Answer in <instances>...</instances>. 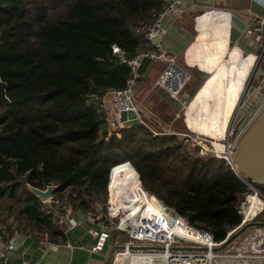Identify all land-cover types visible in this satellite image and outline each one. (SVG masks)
Returning <instances> with one entry per match:
<instances>
[{
  "label": "trees",
  "instance_id": "obj_1",
  "mask_svg": "<svg viewBox=\"0 0 264 264\" xmlns=\"http://www.w3.org/2000/svg\"><path fill=\"white\" fill-rule=\"evenodd\" d=\"M162 3L0 0V196L23 192L19 211L28 221L52 224L25 185L68 187L70 204L87 207L106 197L109 172L125 176L131 166L149 194L215 240L239 222L233 193L246 187L224 159L189 154L175 135L139 122L108 134L89 98L124 86L129 68L111 45L127 53L146 46L131 25L150 20ZM137 175L128 176L140 188Z\"/></svg>",
  "mask_w": 264,
  "mask_h": 264
},
{
  "label": "built area",
  "instance_id": "obj_2",
  "mask_svg": "<svg viewBox=\"0 0 264 264\" xmlns=\"http://www.w3.org/2000/svg\"><path fill=\"white\" fill-rule=\"evenodd\" d=\"M252 1L264 9V0ZM190 4H192L190 0H163L161 8L150 20H137L132 23L131 28L133 31L142 35L150 44L149 47L140 46L132 53H127L121 46L111 45V53L129 68L125 84L122 87H110L101 94H91L89 96L94 101L96 108L103 111V113L107 110L106 103H111L112 117L108 121L111 129L109 133L118 134L117 130L125 126L122 121L118 120V113L121 110L134 113L139 123L144 124L152 134L165 133L154 129L141 119L151 110H146L144 114L140 111L148 107L143 102V98L137 99L135 97L136 80L141 75L148 77L149 70L158 61L161 63V67L157 70L149 88L171 98L178 97L180 91L184 89L190 77V70L185 64L177 60L178 55L172 48L164 49L160 40L152 42L150 37L158 35L160 39L164 34L166 35L168 29L161 26L162 20L170 14L177 15ZM245 13H247V19H244L245 25L241 32L257 42L259 50L257 53L252 54L253 59L258 60L264 51V14L251 9L245 10ZM144 58L148 59V63L143 73L140 74L138 68ZM103 119H105V114ZM232 131L231 127L227 138H222L223 148H216L210 144V147H207L200 140L202 137L198 135L190 137L189 142L192 149L195 145L198 147L196 152L202 156L209 154L224 159L239 181L246 187L245 190L233 193L236 198L235 209L239 216V222L226 228L221 239L215 240L209 229L194 226L180 215L175 216L181 218L182 228L176 230L174 227L176 219L174 215L168 212L166 203L161 200L164 207L139 210L142 208L141 206L136 210L126 209L123 211V215H120L119 212L114 210V207L110 206L107 181V195L102 210L99 213L92 210L93 208L90 205L92 203L96 204L95 201L82 208L86 220L99 225L98 229H90L95 239L89 249L100 251L106 244L112 247L108 264H264V216L262 217V214H264V192L243 175L231 159L230 151L233 152V143H235L239 134V130H236L231 137ZM176 133L188 136L185 132ZM118 165L111 167V169L118 167ZM48 185L54 186L53 184ZM45 187L40 189H45ZM145 192L147 191L145 190ZM243 193H249L255 197L254 202H251L252 205L248 206L247 212H243L238 206L240 196ZM34 194L38 199L39 211L47 214L54 223L61 225L64 229L76 224L77 218L70 209L68 195L61 196L62 194L57 195L55 192H51L41 197L36 193ZM123 206L125 207V205ZM250 207L252 208L250 209ZM257 219L263 221H257L258 223L247 226L236 235H240L237 239L234 240L235 236L230 240H234V242L230 243L226 249H220L219 245L239 225ZM0 231L6 232L3 227L0 228ZM9 245L6 241H0V264H6V249ZM116 245L121 246L117 247ZM116 257L118 259H115Z\"/></svg>",
  "mask_w": 264,
  "mask_h": 264
},
{
  "label": "crops",
  "instance_id": "obj_3",
  "mask_svg": "<svg viewBox=\"0 0 264 264\" xmlns=\"http://www.w3.org/2000/svg\"><path fill=\"white\" fill-rule=\"evenodd\" d=\"M212 1L213 6L215 5L217 8L212 7L209 9L197 6L195 9H191L178 17L179 23L183 26L184 30L194 35L189 46L182 52L184 56L180 57L182 63L197 77L193 84L199 79V75L202 74L203 71L208 72L206 68L207 62L213 59L222 62L229 56L230 60L227 59V62L230 63H226V73L227 75L230 73L232 76L233 68L235 67V57L230 56L228 49L225 48L229 38L235 36L237 32H241L240 20L244 21V19H247L245 10H256L264 14V9L252 0ZM213 13H219L222 17L231 22L230 27L226 30H222L220 34H214L204 26L205 21ZM149 46L150 44L148 43L145 47ZM244 62H246V66L247 61ZM160 67L161 63L158 61L153 64L152 68L149 70V80L150 75L155 76ZM238 69L240 72H244L240 66ZM149 84L150 82L145 83L142 87L148 86L149 89ZM193 84H191L188 89H191ZM153 94L157 95L160 102L163 101L158 92H153ZM195 94H197V91L194 95ZM238 99L239 96L237 102ZM193 100L194 96L185 103V108L187 105L192 104ZM110 104V102L106 103L108 110L104 113L102 111L103 114H106V112L111 113L112 107H110ZM168 107L175 110L172 106H166L160 113L165 115L167 123L172 120L174 122L176 119L175 117H178L179 113L176 110L171 112L168 110ZM184 119L188 128V120L186 118ZM222 125L223 126L214 127L210 124V127L204 130L202 135L219 136L220 133L224 132L226 123ZM82 208L84 207L79 205L72 206L70 204V209L77 218V222L68 229H64L61 225L53 221L49 227H46L44 224H36L32 221H28L22 214H19V216H22L21 222L18 224L14 223L13 225L9 224L6 227L3 226L6 232L0 231V241H6L10 244L15 236L17 239L14 246L11 248L8 246L6 249V264H99L98 260L101 258L102 252L107 244L100 251H92L89 249V246L95 239L90 229H98L99 225L94 222H88L81 212L79 213V211H82ZM67 243H69V245H67Z\"/></svg>",
  "mask_w": 264,
  "mask_h": 264
},
{
  "label": "bare ground",
  "instance_id": "obj_4",
  "mask_svg": "<svg viewBox=\"0 0 264 264\" xmlns=\"http://www.w3.org/2000/svg\"><path fill=\"white\" fill-rule=\"evenodd\" d=\"M197 6L200 5L190 4L187 7H185L181 12H179L176 15V20L167 30L166 36L168 39V45L177 53L178 56L189 46L190 42L193 40L194 37L193 34L184 30L183 26H181V24L179 23L178 17L182 16L185 12L191 9H195ZM201 7L209 8V9L212 8L210 6H201ZM230 25L231 22L225 19L224 17H222L219 13L211 14V16L205 21L204 24V26L214 34H220L222 30L228 29ZM239 34L240 33L237 32L235 36L229 38L227 46L225 47L228 49L229 55L235 57L234 60L235 67L233 68L232 76L230 75V73H228V75L226 73V63L227 64L230 63L227 62V59L230 60L229 56L228 58L225 59V61L222 62H219L218 60L215 59L209 60L206 65L208 72L203 71L202 74L199 75V79L192 85V88L187 90L188 92L186 94L187 97L185 98V100L188 101L192 96H194V100L192 104L187 105L186 108H185V103L187 101L183 103V101L179 100L177 97L168 99L161 92L152 91L150 88L148 89L147 94L158 92V94L161 95L162 100L165 102L167 106L174 107L179 114H182L188 120L187 121L188 128L193 131H196L199 134H203L204 130L210 127V124L213 125L214 127L221 126L223 121L222 120L223 116H225L224 117L225 119L223 121V123L225 124L238 98L239 91L242 88L244 79L247 73L249 72L254 61L253 54L250 51L245 50L238 44L237 37L239 36ZM244 61H247L246 66H245L246 62ZM239 66L244 70V72L239 71L238 69ZM196 91L197 94L194 95ZM184 109L185 112H183ZM150 110L153 113L157 114L152 109ZM141 119L143 121H146L154 129L163 130L162 124L159 121L153 119L149 114H145L144 116H142ZM168 123L172 124L173 120L169 121ZM183 125H184L183 127L187 128L185 124V119H183ZM222 134L223 133H220L219 136H215V135H204V136L214 137L216 139V137L217 138L221 137ZM208 143L213 147L223 148V143L220 141L208 140ZM121 165H125V164H121ZM130 168L132 169L133 173L128 175H137L131 166ZM121 176H123V174L120 175L118 174L117 176H113L111 171L109 174L110 178L108 181V192H109L108 199L110 202V206L114 207V210L119 212L120 215H123V211H125L126 208H129V210L131 209L136 210L142 206V208H140L139 210L141 209L148 210V208L152 209L155 207L156 208L164 207L161 201L157 197L145 192L144 188H142L141 185L140 188L136 191H139L142 195L146 194L147 196H149L147 200L146 201L132 200V202L131 201L129 202V196L130 194H132V190L129 187L124 186L123 183H120ZM136 177L140 184L138 175ZM254 199L255 197L252 194L247 193L244 196V198L239 202L238 205L239 208L243 212H247L248 206L252 205L251 202H254ZM135 202H137L138 204H134ZM123 205H125V207ZM251 208L252 207H250V209ZM174 217L176 219L175 220L176 222L174 223V227L176 230H180L182 228L181 218L178 216H174ZM115 259H118V257H116Z\"/></svg>",
  "mask_w": 264,
  "mask_h": 264
},
{
  "label": "water",
  "instance_id": "obj_5",
  "mask_svg": "<svg viewBox=\"0 0 264 264\" xmlns=\"http://www.w3.org/2000/svg\"><path fill=\"white\" fill-rule=\"evenodd\" d=\"M190 3L200 6H212V0H190ZM176 20L175 14L166 16L161 26L168 29L171 23ZM241 31L245 25L243 20H240ZM152 42L160 40L161 45L164 49H170L168 45L167 36L164 34L160 39L158 35L150 37ZM238 44L245 50L251 53H257L259 50L258 44L251 37L242 34L240 32L237 37ZM148 63V59L144 58L139 65L138 72L143 73V70ZM247 76V75H246ZM260 79V84L255 87L251 80ZM194 80L189 83L187 87L182 89L178 95L179 100H185L187 97V90L193 84ZM244 82L246 84L244 85ZM242 88L239 91V99L236 104V109L233 114L232 125L239 130V134L234 144L233 152L230 151L231 159L236 165L237 169L245 175L249 180L255 184L264 186V51L260 58L256 62L253 73L250 77H245ZM168 99H172L170 96L165 95ZM182 102V101H181ZM118 120L123 122V125L128 126L133 123H137L138 118L135 117L134 113L130 111L121 110L118 113ZM106 130H104L105 132ZM194 150L197 151L198 147L195 145ZM30 191L37 195L44 197L52 192V186L47 185L45 189L30 186ZM167 210L171 215H178L173 208L167 206ZM84 216L83 211L79 213ZM258 223L257 221H246L239 225L231 235L223 241L219 247L224 246L233 237L238 235L247 226ZM16 236L10 242L9 248L14 246L16 243ZM117 247L121 245H116ZM112 247L106 246L102 252L101 258L98 260L99 264H108Z\"/></svg>",
  "mask_w": 264,
  "mask_h": 264
},
{
  "label": "rangeland",
  "instance_id": "obj_6",
  "mask_svg": "<svg viewBox=\"0 0 264 264\" xmlns=\"http://www.w3.org/2000/svg\"><path fill=\"white\" fill-rule=\"evenodd\" d=\"M210 7L217 8V7H215V5L214 6L212 5ZM57 8H59V6H57L56 9ZM182 56H184V53L180 54L177 57V60L179 62H182V60L180 58ZM256 62H257V59L255 58V60L253 61V64H252L249 72L247 73V76H246L247 78L250 77V75L253 73L254 67L256 66ZM143 76L141 75L136 80L135 97L137 99L144 98L143 102L145 103V105L148 108L147 109H145V108L142 109L141 108L142 110H140V111L144 114V113H146V110H150V109L154 110L159 116L157 114L153 113L152 111L149 112L148 114L153 119L159 121L162 124L163 130L161 129L160 131L165 132V134L170 133V134L175 135L176 136V140L179 141L183 145V147L185 148L187 153H189V154L194 153L198 157H203L202 155L198 154L194 149H192L190 147V145H189L190 137H194L195 135H198V136L202 137L200 140L202 142H204L207 145V147H210V145L208 143V140H215V141L222 142V138H224V139L227 138L228 132H230L231 127H232V130H233L232 133H231V137H232L233 133L236 132L237 129H236L235 126L232 125V120H233V114H234L235 109H236L237 100H236L235 105L233 106V108H232V110H231V112H230V114L228 116V119L226 121V125L224 127V132L221 135V137H218V138L216 137V139L214 137H207V136H204L202 134L197 133L196 131H193L191 129H187L186 127H183L184 126L183 125V119L185 117L182 114H179V116L176 117V119L174 120V122L172 124L167 123V121L165 120L166 119L165 115L160 113L167 106L165 104V102H163V101L160 102L156 94H153V93L147 94L148 86L147 87H142L145 83L150 82V84H151L152 79L154 78V75H150V80H149V77H143ZM196 78H197L196 75L193 72L190 71V77H189V80L187 81V83L185 84V87H187L189 85V83L191 81L195 80ZM250 82H252V84L255 87H257L260 84V79L259 78L257 80H251L250 79ZM245 84H246V82H244V85ZM182 101H183V103H185L187 100H182ZM110 107H111V104H110ZM107 110H108V107H107ZM168 110H170L171 112L175 111L171 107L168 108ZM178 111H179V108H178ZM183 112H185V109H184ZM111 117H112V114L109 113V112H106L105 119L101 122V128H104V130H106L108 132V134H109V131H111L110 125L108 124V121H109V119H111ZM176 132H185V133H187L188 136L179 135ZM161 134H163V133H161ZM108 180H109V178H108ZM120 180H121L120 183H123L124 186H127V187H129L132 190V194H130V196H129V202L130 201L132 202V200H137V201L142 200L143 201L145 198L149 197L146 194L142 195L139 191H136L139 188L134 183H132L133 180H132V178L130 176H128V175L122 176L120 178ZM25 186L28 188V185H25ZM68 191H69V188L66 187L60 193H55V194H57V195H61L62 194L61 196H64V195L68 194ZM22 193L23 192H21V191L19 192V190H17L16 194H14L11 197L6 196V195L0 196V228L3 227V226L6 227L9 224L10 225H13L14 223L18 224L19 222L22 221V216H19V214H20L19 210H20V207H21L20 198L23 195ZM105 199H106V197L103 199L100 195H97V197H95L96 204L92 203V205H90L93 208L92 210H94L96 213H99V211L102 210L103 203H104ZM134 204H138V203L135 202ZM263 216H264V214H262V217ZM255 221H263V220L257 219ZM239 236H236L234 238V240L237 239ZM234 240H232V241L228 242L226 245L220 247V249H226L229 246L230 243L234 242Z\"/></svg>",
  "mask_w": 264,
  "mask_h": 264
},
{
  "label": "flooded vegetation",
  "instance_id": "obj_7",
  "mask_svg": "<svg viewBox=\"0 0 264 264\" xmlns=\"http://www.w3.org/2000/svg\"><path fill=\"white\" fill-rule=\"evenodd\" d=\"M242 80H243V79H242ZM241 82H242V81H241ZM224 117H225V116H223V118H222L223 121H224V119H225ZM223 121H222V124H223ZM221 126H223V125H221Z\"/></svg>",
  "mask_w": 264,
  "mask_h": 264
}]
</instances>
